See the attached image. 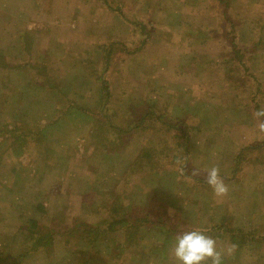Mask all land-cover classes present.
Masks as SVG:
<instances>
[{"label": "rangeland", "instance_id": "1", "mask_svg": "<svg viewBox=\"0 0 264 264\" xmlns=\"http://www.w3.org/2000/svg\"><path fill=\"white\" fill-rule=\"evenodd\" d=\"M261 109L264 0H0V264H264Z\"/></svg>", "mask_w": 264, "mask_h": 264}, {"label": "clouds", "instance_id": "2", "mask_svg": "<svg viewBox=\"0 0 264 264\" xmlns=\"http://www.w3.org/2000/svg\"><path fill=\"white\" fill-rule=\"evenodd\" d=\"M255 117L259 121L260 131H264V109L258 110ZM198 170H193L191 176H199ZM204 182L213 190L216 197L229 194V186L220 175L218 166H213L204 174ZM235 245L219 247L215 238L207 234L206 229L195 228L179 232L174 237L170 255L176 264H223L226 256L231 255Z\"/></svg>", "mask_w": 264, "mask_h": 264}, {"label": "trees", "instance_id": "3", "mask_svg": "<svg viewBox=\"0 0 264 264\" xmlns=\"http://www.w3.org/2000/svg\"><path fill=\"white\" fill-rule=\"evenodd\" d=\"M130 217V216H129ZM130 218H133L132 216L130 217ZM139 221V219H136V222H138ZM145 221V220H144ZM38 223V222H37ZM37 223L36 222H34L33 223V225H32V227H31V225H30V227H29V231H28V233H29V235L27 236V238H31V236L33 237V236H36V238L35 237H33V239L32 240H35V243L33 244V246H34V249H39V248H43V249H49L50 248V245H51V241H52V237L50 236H45V235H43L40 231H36V230H34L36 227H37ZM130 227H131V225H129ZM132 227H134V228H137V225H136V223L134 224V225H132ZM86 233L84 232L83 233V235L81 236V239H86L87 237H86ZM131 237V236H130ZM32 246V247H33Z\"/></svg>", "mask_w": 264, "mask_h": 264}]
</instances>
